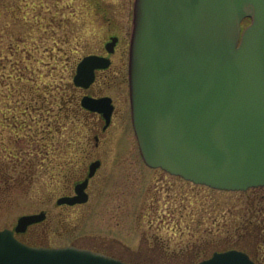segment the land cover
<instances>
[{"label": "rangeland", "instance_id": "obj_1", "mask_svg": "<svg viewBox=\"0 0 264 264\" xmlns=\"http://www.w3.org/2000/svg\"><path fill=\"white\" fill-rule=\"evenodd\" d=\"M131 16L132 0H0V230H12L20 216L43 212L46 219L20 239L62 247L88 236L134 250L157 238L164 256L180 259L210 254L206 249L213 244L235 242L256 229L263 239L264 189L220 191L161 171L147 178L125 117L114 121L98 149V213L89 214L91 203L77 213L57 206L76 168L72 160L87 142L83 120L61 109L81 96L72 84L75 64L102 53L111 27L123 48ZM102 89L125 114L126 85ZM155 193L163 201L157 210L149 203ZM256 247L264 253L262 244Z\"/></svg>", "mask_w": 264, "mask_h": 264}, {"label": "water", "instance_id": "obj_2", "mask_svg": "<svg viewBox=\"0 0 264 264\" xmlns=\"http://www.w3.org/2000/svg\"><path fill=\"white\" fill-rule=\"evenodd\" d=\"M95 68L97 56L84 58L74 83L87 86ZM129 93L149 166L218 190L264 186V0H133ZM83 102L94 109L98 100ZM82 186L57 203L83 202ZM44 218L23 215L13 230H0V264H127L14 236ZM198 264L254 263L228 251Z\"/></svg>", "mask_w": 264, "mask_h": 264}, {"label": "flooded vegetation", "instance_id": "obj_3", "mask_svg": "<svg viewBox=\"0 0 264 264\" xmlns=\"http://www.w3.org/2000/svg\"><path fill=\"white\" fill-rule=\"evenodd\" d=\"M132 17L133 0L130 26L129 30L127 31L126 38H124L123 41V48H121V37L114 34L118 32L117 29L111 27L108 29L110 33L108 35V39L103 43L102 53L84 55L77 61L74 67L75 72L76 66L82 58L89 55L98 56V68L94 70L93 81L88 86L77 87L73 85V89L79 90L81 92V96L79 97L78 101H76V98L74 97L70 100V102L67 103L68 105L63 106V108L61 107L62 110L71 112L74 114V116H78L83 120L82 129H85V137L87 141L85 148L81 147L78 151L79 154L77 158L75 160H72L73 165H75L76 168L67 176L68 183L66 185L64 194L57 198L72 199L76 197V187L78 185H83L82 196H85V200L83 202L75 204L64 203L61 205H57L64 208L68 213H71V210L77 213L80 211V208H84L85 206L89 207L90 203L92 206L88 208L89 214H97L99 209L101 208V203L98 200V174L103 166V158L98 149L102 140L106 137L109 130L114 125V121L116 119H121L122 117H125V119L127 120L126 121L124 119V124L127 123L128 129L131 130V133L133 134L136 149L142 163L141 168L145 171L147 178H149L148 176H150L151 172L161 171L170 177L178 178L186 183L191 184L192 186H200L213 189L208 186L199 185L191 181L184 180L182 177L173 175L161 168L151 167L143 160L132 126L131 106L129 102L128 66ZM114 57H117L116 60L118 61L119 58L122 59L123 63H114ZM122 85H126L127 92L126 99H123V102L126 104V113L124 114L122 112L121 116V110L118 107L116 98H114V96L112 95L105 94V91H103L102 88H104L105 86L106 89L109 88V90L111 91L113 88H115L113 90H116ZM84 97L98 99V103L95 105V109H90L85 106L83 102H81ZM64 104L65 103H63V105ZM121 128H123V126H121ZM128 129H126L125 127V129L120 130L119 134L125 133ZM71 164L72 163H70V165ZM143 189L144 187L142 188V191ZM250 189L260 190L264 189V187H255ZM92 191H94L96 194L95 200H93ZM165 191H168V189H166ZM161 192L164 193L163 188L160 190V193ZM158 194L159 193H155L151 195V199L149 201L151 208L155 210L159 209L160 204L163 202L161 201L162 195L158 196ZM164 207H166V204H164ZM135 208L138 209L139 206L136 205ZM27 231L28 229L23 234H25ZM259 231L260 230L256 229L257 233H255V231L251 232L253 234L247 236L244 235L235 242L224 240L221 243L219 242L217 244H213L211 246V249H209L210 247L206 249V251L210 252V254L201 253L199 255L195 254L194 256L188 255L185 258L181 257V259L180 256H178L179 258L176 256H164L166 250L164 251V249L162 250L159 247H157L158 249L156 248L157 238H152V240L154 239L155 241H153L154 243L152 246L149 245V242H145V244H147L146 247L143 245L142 247L139 246L134 250L129 247L125 248L123 244H121L120 242H116L115 240H105L104 242V240L98 241V239H94L93 237L88 236H76L69 245L65 246H72L79 249L100 253L102 255L118 259L128 264H197L212 257L215 253H221L230 250H236L246 254L251 259V261L254 262V264H264V253H261L260 250L256 247V245L261 244L264 246V238L258 239ZM23 234L16 235L20 241L30 246L49 247L47 245H42L41 243L37 244L36 242L29 241V238L25 240L20 239L19 236ZM121 245H123L124 247H121ZM200 255L203 256V259L198 262H194L196 257Z\"/></svg>", "mask_w": 264, "mask_h": 264}]
</instances>
